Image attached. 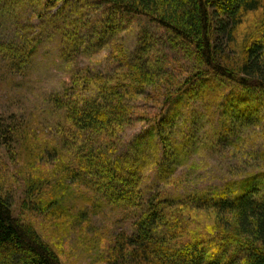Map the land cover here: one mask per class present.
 <instances>
[{"label":"trees","instance_id":"trees-1","mask_svg":"<svg viewBox=\"0 0 264 264\" xmlns=\"http://www.w3.org/2000/svg\"><path fill=\"white\" fill-rule=\"evenodd\" d=\"M75 1L105 9L107 23L139 18L153 31L141 29L129 53L112 46L118 61L109 73L79 70L73 61L100 48L86 47L83 29L70 30L75 24L68 7ZM26 4L39 17L55 10L52 24L70 31L61 42L68 80L44 99L56 126L45 136L56 133L60 141L49 152L62 157L68 187L89 201L92 212L137 215L130 232H118L105 246L101 263L264 264V171L174 196L144 187L146 169L166 184L173 164L196 152L197 142L190 143L183 129L215 124L219 142L226 130L264 125V0H0V12H25ZM37 49L35 43L0 44V72L6 65L25 82ZM6 79L14 78L3 79L10 87ZM20 119L0 123L1 159L2 153L16 158L23 144L18 137L28 133L22 127L44 123L35 116ZM134 125L142 128L133 149L120 135ZM12 192L0 174V264H63L35 227L14 214ZM23 206L39 211L33 202ZM208 210L220 217L213 226L198 217ZM18 212L22 216V207Z\"/></svg>","mask_w":264,"mask_h":264},{"label":"rangeland","instance_id":"rangeland-1","mask_svg":"<svg viewBox=\"0 0 264 264\" xmlns=\"http://www.w3.org/2000/svg\"><path fill=\"white\" fill-rule=\"evenodd\" d=\"M25 7L27 10V4ZM68 8L74 13L71 18L75 26L70 30L76 32L77 29H83L82 38L86 47L100 48L91 56H81L73 61L79 63V70L85 66L95 73H109L112 64L118 61L112 55V46H122L129 53L134 49L141 29L153 31V25L139 18L129 23L120 18L119 26L116 19L107 23L109 13L105 9L95 11L88 4L78 1ZM54 12L44 10L41 17L39 10L35 9L18 12L9 8L6 12H0V44L29 47L35 43L38 47L33 70L25 82H21L22 78L18 74L7 72L3 63L5 66L0 72V123L20 122V118L27 121L31 116L44 120L41 126L30 122L27 127H22L28 132L18 137L23 144H18L16 158L9 159L10 154L5 157L2 153L0 174L10 181L14 214L35 227L51 244L63 264H102L105 246L117 237L118 232H130V224L137 215L123 216L121 212L109 213L107 209L100 213L92 212L89 201L68 187L71 183L66 182L62 173V157L49 152L60 141L56 133L45 136L56 126L53 124L55 116L51 115V110L48 113L50 104L45 106L44 99L48 95L53 96L54 91H59L62 79L67 81L69 77V72L65 74V66L62 65L61 42L70 31L67 33L66 27L59 29L52 24L51 15ZM109 34L113 36L111 39L108 38ZM102 40H105L104 43ZM8 76L14 78V81L6 79L10 87H6L3 81ZM214 127L215 124L200 123L195 124L193 130L183 129L190 143L197 142L194 144L196 152L186 162L173 164L174 172L166 177V184L159 181L160 176L146 169L145 191L159 189L174 196L186 190L218 187L226 181L264 171V125L249 123L226 130L218 135L219 142L212 133ZM141 128V125L125 128L120 135L122 142L133 148L130 144ZM166 144L168 148L171 147V142ZM61 153L65 158L66 153L63 150ZM172 156L168 159H172ZM30 185L33 187L32 197L28 195ZM30 202L39 210L35 211L36 214L27 212L23 206V203ZM50 206L53 207L47 211ZM20 207L22 216L18 212ZM216 215L214 211L208 210L200 212L198 217L213 226L218 219Z\"/></svg>","mask_w":264,"mask_h":264}]
</instances>
